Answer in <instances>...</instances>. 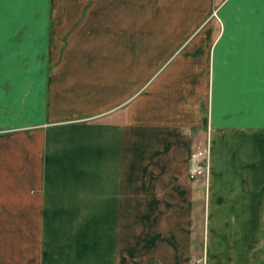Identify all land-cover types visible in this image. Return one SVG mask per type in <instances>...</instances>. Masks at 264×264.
<instances>
[{
    "label": "crops",
    "instance_id": "obj_1",
    "mask_svg": "<svg viewBox=\"0 0 264 264\" xmlns=\"http://www.w3.org/2000/svg\"><path fill=\"white\" fill-rule=\"evenodd\" d=\"M0 264H254L264 0H5ZM211 147L209 182L189 177Z\"/></svg>",
    "mask_w": 264,
    "mask_h": 264
},
{
    "label": "built area",
    "instance_id": "obj_2",
    "mask_svg": "<svg viewBox=\"0 0 264 264\" xmlns=\"http://www.w3.org/2000/svg\"><path fill=\"white\" fill-rule=\"evenodd\" d=\"M210 156V149L206 148L201 151H197L192 154L189 167V177L192 179H199L204 176H208L210 163L206 160H203V155ZM207 178V183L209 182Z\"/></svg>",
    "mask_w": 264,
    "mask_h": 264
},
{
    "label": "rangeland",
    "instance_id": "obj_3",
    "mask_svg": "<svg viewBox=\"0 0 264 264\" xmlns=\"http://www.w3.org/2000/svg\"><path fill=\"white\" fill-rule=\"evenodd\" d=\"M208 148L210 149V156H206V154L203 155V160H207L209 163H210V169H209V173H208V176H204L202 178H199L197 180H203L207 183V178L210 179V174H211V156H212V150H211V147L208 146ZM208 179V180H209ZM255 261H254V264H264V247L263 245H261L260 247L256 248V251H255ZM206 261L205 259L203 260H198L197 261V264H205Z\"/></svg>",
    "mask_w": 264,
    "mask_h": 264
},
{
    "label": "snow or ice",
    "instance_id": "obj_4",
    "mask_svg": "<svg viewBox=\"0 0 264 264\" xmlns=\"http://www.w3.org/2000/svg\"><path fill=\"white\" fill-rule=\"evenodd\" d=\"M20 2H30V0H20ZM4 3L5 0H0V33H2L4 26V13H3Z\"/></svg>",
    "mask_w": 264,
    "mask_h": 264
},
{
    "label": "trees",
    "instance_id": "obj_5",
    "mask_svg": "<svg viewBox=\"0 0 264 264\" xmlns=\"http://www.w3.org/2000/svg\"><path fill=\"white\" fill-rule=\"evenodd\" d=\"M254 260H255V258H254Z\"/></svg>",
    "mask_w": 264,
    "mask_h": 264
}]
</instances>
